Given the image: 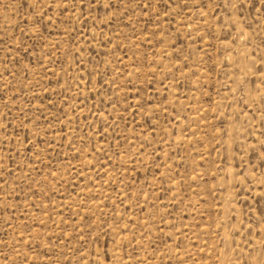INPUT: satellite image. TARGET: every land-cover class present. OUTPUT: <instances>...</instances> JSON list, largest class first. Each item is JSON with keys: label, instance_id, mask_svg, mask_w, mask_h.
<instances>
[{"label": "rangeland", "instance_id": "rangeland-1", "mask_svg": "<svg viewBox=\"0 0 264 264\" xmlns=\"http://www.w3.org/2000/svg\"><path fill=\"white\" fill-rule=\"evenodd\" d=\"M0 264H264V0H0Z\"/></svg>", "mask_w": 264, "mask_h": 264}]
</instances>
